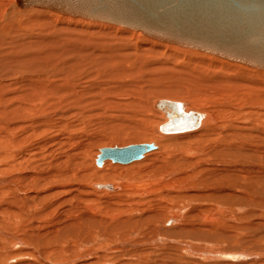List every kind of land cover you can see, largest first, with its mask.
Masks as SVG:
<instances>
[{
  "label": "bare ground",
  "instance_id": "obj_1",
  "mask_svg": "<svg viewBox=\"0 0 264 264\" xmlns=\"http://www.w3.org/2000/svg\"><path fill=\"white\" fill-rule=\"evenodd\" d=\"M252 68L264 70L44 0H0V264H253L247 245L178 239L218 232L230 199L264 202V71ZM226 84L241 105L218 98ZM225 108L245 117L213 119ZM90 124L110 130L93 140ZM141 144L127 162L108 151ZM207 157L219 163L198 165ZM166 198L207 199L186 215L205 220L181 221Z\"/></svg>",
  "mask_w": 264,
  "mask_h": 264
},
{
  "label": "water",
  "instance_id": "obj_2",
  "mask_svg": "<svg viewBox=\"0 0 264 264\" xmlns=\"http://www.w3.org/2000/svg\"><path fill=\"white\" fill-rule=\"evenodd\" d=\"M53 8L139 29L264 68V0H44ZM150 145L110 149L120 162Z\"/></svg>",
  "mask_w": 264,
  "mask_h": 264
},
{
  "label": "rangeland",
  "instance_id": "obj_3",
  "mask_svg": "<svg viewBox=\"0 0 264 264\" xmlns=\"http://www.w3.org/2000/svg\"><path fill=\"white\" fill-rule=\"evenodd\" d=\"M121 28H124V27H121ZM124 29H128V28H124ZM128 30H131V29H128ZM133 31H135V30H133ZM138 32H139V35L141 37L149 38V37L143 36L140 31H138ZM191 50L195 51L194 49H191ZM196 51L198 52V50H196ZM204 54H206V53H204ZM214 57H216V56H214ZM217 58H219V57H217ZM225 61H227V60H225ZM228 62H230V61H228ZM240 65H242V64L240 63ZM242 66L248 67L246 65H242ZM252 69L256 70L257 68H252ZM257 70L264 71V70H260V69H257ZM223 96H224V98H222ZM228 97H229V99H228ZM218 98L222 99V100H227L230 103H234V105L235 104L236 105H241L243 103L242 100H244V98H241L240 93L235 91V88L233 86H231V84L230 85L226 84V88L224 90H222L221 92H219ZM239 98L241 99L240 101H239ZM216 101H218V100H216ZM225 109L226 110H224V112H222V113L220 112L219 113V117H218V115H216V112L213 110L212 111L213 119H215L217 121V120H219V119H221L223 117V114H224V118L232 119V120L234 119L236 121H239L241 118L245 117L242 112H238V113L235 112L234 113V111H232V110L230 111L228 108H225ZM227 109H228V111H227ZM239 117H241V118H239ZM84 126L86 127V125H84ZM83 129L84 130L82 131V133L87 129V127L83 128ZM104 129L106 130V132L101 134L99 132H96V130L92 129L91 124H90L88 126V130H87L86 133H87L88 137L91 135L90 138L93 137V140H94V139H96V138H98L100 136H104V134L108 133L109 130H110V129H107V126L105 127V125H104ZM82 133L78 132V134H82ZM139 142H141V141H139ZM142 142H144V141H142ZM132 143H136V142L132 141L129 144H132ZM124 145H128V143L127 144L125 143ZM114 146H117V145H113V147ZM92 151H95V152L98 151L97 146H95V145L93 146V149H91L90 152H89L90 155L94 153ZM202 151H203V149L200 147L198 152L200 154H202ZM210 159H212V160L210 161ZM214 162L217 163V164L219 163V162H216V160H214V158L207 157V158H204L203 160L200 159V161H199L200 164L198 163V165H202V164L203 165H211ZM122 165H127V164H122ZM114 179H116V178H114ZM193 182L194 183H192L190 181L191 184L189 185L188 184L189 180L185 179V180H182V182H181L182 185H185V186H182L180 184L178 187L182 188V189L184 187H186V188H190V189L192 188V189H196V190H201L204 187H205L204 189H206V190L209 189L210 190V189L215 187L214 183L212 182V184H209L208 183L209 181L208 182L206 181L207 183L206 182L203 183V184H206V186L204 185V187H203L202 182L201 183L199 182L202 185L203 188L200 186L199 183H197V185L195 184V182H198V180H195ZM182 198H181V200L178 199V200H172V201H168L169 198L168 199L166 198V200H164L163 203L168 204L170 202V204H173L175 206L176 210L178 211V213H180L179 216L181 218V221L188 219L187 222H189L190 219H191L190 223L196 224V223L200 222L203 219L201 214H200V212L198 214L196 213L194 216L186 217V215L190 212V208H191L192 205L197 206L198 204H203V205L209 206V204L207 202L208 200L207 199L203 200V199H200V198H194V200H188V201L185 202V198L184 199H182ZM167 201H168V203H167ZM173 201H175V202H173ZM227 201H228V199H227ZM230 201H231V199H230ZM230 201H228V203L227 202L225 203V204H228V205H226V208L224 207L225 208L224 212L227 209L226 213L224 215L225 219H223L222 216H220V215H218L219 217L216 216L217 218L215 217V219H214V221L216 220L214 222V223H216V226L218 225L217 227H220L219 228V231H221L220 233H218L219 231L218 232L215 231L214 233L213 232L212 233H207V235H206V234H202V233H199V232H193V234H191V233L188 234V235H190V237H188L186 235H183V236L179 235L178 239L179 240L184 239V240H188V241L190 240V243H191L192 246H195L196 244H198L196 246L205 244L206 246H209V247H207V249L210 248V247H224V246L226 247V245H229V244H232L231 246L232 247H236V248H241L243 245H247V246H249V247H247L248 250L251 249V252H254L256 254V256H254V257L250 256V258H253V262L252 263L253 264H255V263L256 264H264V255H263L264 254V202L253 203L250 199L249 200H245V199H238V200L235 199L234 200V199H232L231 202H233V201L234 202L231 204ZM212 202L214 203V201H212ZM223 203H224V201H223ZM237 204L238 205H242V207L241 206H236ZM179 205H180V207H179ZM238 207L241 208V210H240L241 212H238V209H239ZM230 208H232V209H230ZM204 220H202V221H204ZM206 220H207V218H206ZM220 220L227 222V225L226 224L222 225L220 223ZM208 221L210 222L209 219L207 220V222ZM217 230H218V228H217ZM215 233H216V235H215ZM223 233H226V234H223ZM227 233H231V236H234V237L228 239V237L223 236V235H227ZM220 234H222V235H220ZM203 236H205V237H203ZM192 241L195 242V243H193ZM234 243H236V245ZM209 250H211V249H209ZM232 250H234V249H232ZM234 253H236V252H234ZM245 254H244V256L240 257L241 260L249 259L248 255L247 254L245 255ZM197 259L199 260L198 262L201 261V263L205 262L207 264H215L214 263L215 261L214 262H207V260H203L202 261V259H200V258H197ZM191 260L192 259H187V264H191ZM220 261L224 262L223 260H220Z\"/></svg>",
  "mask_w": 264,
  "mask_h": 264
}]
</instances>
